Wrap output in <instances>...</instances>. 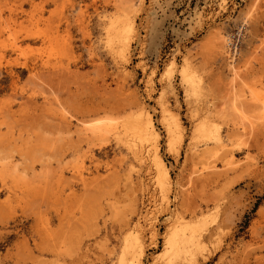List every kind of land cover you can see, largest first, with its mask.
I'll return each instance as SVG.
<instances>
[{
	"label": "rangeland",
	"instance_id": "rangeland-1",
	"mask_svg": "<svg viewBox=\"0 0 264 264\" xmlns=\"http://www.w3.org/2000/svg\"><path fill=\"white\" fill-rule=\"evenodd\" d=\"M116 8L135 25L125 63L104 46ZM0 14V45L22 47L0 46V163L15 165L0 166V264H118L136 233L152 264L179 222L198 246L175 264H264V0H0ZM139 108L157 134L148 146L125 131ZM206 123L217 141L199 136Z\"/></svg>",
	"mask_w": 264,
	"mask_h": 264
},
{
	"label": "bare ground",
	"instance_id": "bare-ground-1",
	"mask_svg": "<svg viewBox=\"0 0 264 264\" xmlns=\"http://www.w3.org/2000/svg\"><path fill=\"white\" fill-rule=\"evenodd\" d=\"M130 1H132V0H130ZM140 3L141 2H143V0H138ZM131 5V4H130ZM132 6V5H131ZM53 12H54V10H55V8L53 9H51ZM56 11V10H55ZM34 12V11H33ZM40 12V11H39ZM57 13V12H56ZM62 13H63V11H62ZM54 14H55V12H54ZM58 15H59V17L58 18H60V16H61V14L60 13H57ZM1 15V14H0ZM32 15V14H31ZM30 15V17L29 18H31L32 16ZM37 15V14H36ZM40 15V14H39ZM47 15H49V14H47ZM47 15L46 16H43V19L46 17L47 19H45L43 22H46V20H50V16H48V17H50V18H48L47 17ZM64 14H62V16H63ZM80 16H81V14H79ZM15 16H17V15H15ZM38 16V15H37ZM57 16V15H56ZM62 16H61V18H62ZM13 17V16H12ZM42 17V16H41ZM53 17V16H52ZM63 17H65V16H63ZM3 19L5 18V17H2ZM1 17H0V20L2 21L3 19H2ZM11 17H6V19L4 20V22L5 21H8V20H11L12 19V21H14L15 22V20H13V19H16V18H11ZM39 18V17H38ZM54 18V17H53ZM61 18H60V21H61ZM8 19V20H7ZM40 19V18H39ZM57 19V18H56ZM26 20V19H25ZM28 20V19H27ZM26 20V21H27ZM31 20V19H30ZM34 20V19H33ZM32 20V23H31V25L33 24V21ZM52 20V19H51ZM53 20H55V19H53ZM58 20V19H57ZM63 20H65V19H63ZM0 21V22H1ZM11 21V22H12ZM17 21V20H16ZM25 21V22H26ZM56 21V20H55ZM4 22H2V27H4L5 25L3 24ZM10 22V24L11 25H13L14 26V24L13 23H11ZM49 22V21H48ZM53 22V21H52ZM56 22H59V21H56ZM86 22V21H85ZM19 23V22H18ZM26 23H29V21L28 22H26ZM7 24H8V22H7ZM15 24H17V23H15ZM21 23H19V25H20ZM25 24V23H24ZM30 24V23H29ZM29 24H28V26H29ZM51 25V24H53V25H55L56 23H47V25ZM1 25V24H0ZM10 25V26H11ZM22 25V24H21ZM39 25V24H38ZM42 25V24H41ZM49 25V27H50V29H52L51 28V26ZM52 25V26H53ZM57 25V24H56ZM56 25H55V28H56ZM12 26V27H13ZM16 26V25H15ZM23 26V25H22ZM28 26H26V25H24V27H28ZM44 26H46V25H44ZM8 27V25L7 26H5L4 28H7ZM12 27H10V28H12ZM38 27V26H37ZM39 27H40V25H39ZM38 27V28H39ZM48 27V26H47ZM54 27V26H53ZM84 27V26H83ZM0 29H3V28H0ZM8 29L9 28H7V31H8ZM15 29V28H14ZM11 30L10 31V29H9V31L11 32V34H12V31L15 33L16 31H17V27H16V31L15 30ZM21 29V28H20ZM20 29H18L19 31H20ZM26 29V28H25ZM24 29V33H25V30ZM35 29V28H34ZM41 29V28H40ZM54 29V28H53ZM30 30V29H29ZM31 30H32V28H31ZM30 30V31H31ZM38 30V29H37ZM7 31H5V32H7ZM22 32H23V30H21ZM20 31V32H21ZM33 31V30H32ZM40 31V30H39ZM43 30L41 29V31L40 32H42ZM2 32V31H1ZM27 33L29 32V31H26ZM54 32H55V29H54ZM52 33V35H55V33ZM103 32H104V46L106 47V49H108L109 51H111L112 53V55H113V58L115 59H119V60H121V61H123V63H125L124 61H127L128 60V54H129V49H130V43H131V41L133 40V37L135 36V25H134V20H133V18L131 17V16H129L124 10H122V9H120V8H116V9H114L113 10V12L107 17V20L103 23ZM8 33V32H7ZM7 33H6V36L8 37L9 36V34L10 33H8V35H7ZM35 33H37V32H33L32 34H33V36L35 35ZM10 34V35H11ZM31 34V33H30ZM31 34V35H32ZM39 33H37L36 35H38ZM16 35H18V34H16ZM28 35H29V33H28ZM31 35H29V36H31ZM51 35V36H52ZM4 36V35H3ZM6 36H4V38L6 37ZM60 36V35H59ZM225 36V35H224ZM224 36H223V34H221L220 33V31H216L215 32V34L213 35V39H212V44H213V48H215V49H217L218 50V52L219 53H225V54H229L228 56H230L231 55V53H229V50H228V41H229V39L228 38H224ZM2 37V36H1ZM10 37V36H9ZM13 37V36H12ZM12 37H10V39L12 38ZM16 37V36H15ZM18 37H21V35H19ZM41 38H42V40L44 39V38H47L48 39V37L46 36V35H41L40 36ZM58 37V36H57ZM56 36H53V38H52V41L53 40H56V38H57ZM55 38V39H54ZM7 39H9V38H7ZM14 39V38H13ZM19 39V38H18ZM1 40L2 41H5V40H3V38H1ZM0 40V41H1ZM17 39H15V40H13V41H16ZM50 40V39H49ZM49 40H47L46 41V43L44 44V45H46L47 44V42L49 41ZM8 42L5 44V45H8V43H10V45H11V41L10 40H7ZM10 41V42H9ZM54 42V41H53ZM52 42V43H53ZM57 42H59V40L57 41L56 40V42H54V43H56L57 44ZM1 44H3V43H5V42H0ZM13 43V42H12ZM18 43V42H17ZM61 43H63V42H61ZM60 43V44H61ZM50 44V41L48 42V44L47 45H49ZM56 44H54V48H56V50H57V48H58V45H57V47H56ZM64 44H66L65 42H64ZM63 44V45H64ZM68 44V43H67ZM5 45H3L5 48H6V46ZM21 45V44H20ZM29 45V44H28ZM31 45V44H30ZM38 45V44H37ZM63 45L61 44V47L62 48H64L63 47ZM0 46H2V45H0ZM2 46V47H3ZM16 46V44H13V45H11L9 48H10V50H11V47H13V51L14 50H16V48H17V50H19L20 48H22V47H19V46H17V47H15ZM33 46H34V44H33ZM32 46V47H33ZM41 46H42V44H41ZM2 47H0V48H2ZM8 47V46H7ZM14 47H15V49H14ZM19 47V48H18ZM37 47V48H36ZM35 47V49L37 50L39 47L38 46H36ZM60 47V45H59V48H61ZM26 48H28V47H26ZM42 48H45L44 46L42 47ZM51 48L52 47H49V49L51 50ZM58 48V50H60ZM70 49V48H69ZM68 48H67V50H69ZM214 49V50H215ZM39 51H41L40 50V48L38 49ZM52 50H53V48H52ZM57 50V51H58ZM63 50V49H62ZM61 50V51H62ZM65 50H66V48H65ZM67 50L65 51V52H67ZM11 52V51H10ZM31 52H33V51H31ZM42 52V51H41ZM16 53V52H15ZM19 53V52H18ZM34 54L36 53V52H33ZM52 53H54V51H52ZM33 54V55H34ZM37 54V53H36ZM55 54V53H54ZM30 55H31V53H30ZM40 55V54H39ZM43 55V54H42ZM41 55V56H42ZM111 55V56H112ZM35 56V58L37 57V55H34ZM220 56H222L221 54H220ZM227 56V57H228ZM27 57V56H26ZM223 57V56H222ZM231 57V59H232V56H230ZM229 57V58H230ZM234 57V56H233ZM28 58V57H27ZM34 58V57H33ZM32 58V59H33ZM43 58V57H42ZM224 58V57H223ZM229 60L228 58H227V60H229L228 61V66H230V67H233V65H232V63H234V59L233 60ZM25 60H27V59H25ZM224 60V59H223ZM226 60V59H225ZM225 60H224V62H225ZM31 61H34V59L33 60H31ZM30 61V62H31ZM41 63V62H40ZM226 63V62H225ZM42 64H44V61H43V63ZM125 65V64H124ZM122 67V66H121ZM229 67V68H230ZM122 69V68H121ZM120 69V70H121ZM124 71V70H123ZM125 72V71H124ZM42 99H44V98H42ZM210 101V100H209ZM207 102V101H206ZM141 104V103H140ZM142 106L141 107H143L144 105L143 104H141ZM9 106V105H8ZM211 106H213L212 105V103H210L209 105H205V108H203L204 109V115H205V117L206 116H208V114L211 112ZM204 107V106H203ZM7 109H8V107H7ZM140 109V108H139ZM264 110V109H263ZM9 111V110H8ZM261 112L259 113V115H261V113H262V110H260ZM60 112H62V111H60ZM58 113V116H59V114L61 115V113ZM139 113H140V117H138L137 118V120L135 121H133V122H129V123H131V124H129V126L127 127H125V131L127 132V134L128 135H130V137L132 138L133 137V140L135 139V141H136V139H138L139 141H136V142H143L142 144H147V146H148V142H151V141H154V140H156V138H157V134H156V131H155V129H154V126H153V123H152V119H151V115L147 112V111H145V109H140V111H139ZM63 114V113H62ZM65 114V113H64ZM263 114V113H262ZM258 115V116H259ZM263 116H264V114H263ZM62 119H65L66 120V117L65 116H63L62 115ZM262 117V116H261ZM258 118H260V116L258 117ZM67 119H69V118H67ZM261 121V120H260ZM67 123H68V121H66ZM0 123H2V122H0ZM106 123V122H105ZM69 124V123H68ZM67 124V125H68ZM99 124V123H98ZM108 124V123H107ZM112 124V123H111ZM5 125V124H4ZM99 125H101V126H99V128L100 127H102V124H99ZM112 125H114V124H112ZM122 125V124H121ZM69 126V125H68ZM71 126V125H70ZM77 126V125H76ZM95 126H97L96 124H95ZM107 126V125H106ZM6 127H8V126H6ZM73 127V126H72ZM98 127V126H97ZM92 128L93 127H91V130H92ZM105 128V127H104ZM109 128H114V126L113 127H109ZM7 129H10V128H7ZM86 129V128H85ZM93 129H96V130H94L95 132H97V128H93ZM243 129V128H242ZM87 130H88V128H87ZM90 130V131H91ZM102 130V129H101ZM103 130H105V129H103ZM103 130H102V133H103ZM116 130V129H115ZM6 132H7V130H5ZM9 131V130H8ZM86 131V130H85ZM3 132V131H2ZM1 132V133H2ZM11 132H13L12 130H11ZM121 132V131H120ZM119 132V133H120ZM4 133V132H3ZM8 133V132H7ZM89 133H91V132H89ZM6 134V133H5ZM5 134H2V135H5ZM12 134V133H11ZM92 134H94V132L92 133ZM99 134V133H98ZM104 134V133H103ZM108 134V133H107ZM112 134V133H111ZM198 134H199V136H201V137H203L204 139L206 138V139H213V140H215V141H217L218 139H219V137L216 135V133H214V132H212V129H211V124L210 123H206V124H204V125H202V126H200L199 127V129H198ZM7 135V134H6ZM5 135V136H6ZM96 135V134H95ZM128 135H125V137H126V139H127V137H128ZM107 136V135H106ZM123 136V135H122ZM1 137H3V136H1ZM88 137V136H87ZM125 137L123 138V140H125ZM3 138H5V137H3ZM95 138H96V136H95ZM103 138V137H102ZM119 138V137H118ZM130 138V139H131ZM6 139V138H5ZM130 139H128V141H129V143L130 142H132ZM100 140H102V139H100ZM120 140H121V138H120ZM128 141H126V142H128ZM135 142V143H136ZM122 144H124V143H122ZM128 144V143H127ZM137 144H139V143H137ZM145 144V145H146ZM131 145L132 146H134L133 148H131L134 152H132L133 153V158H135L136 156L137 157H139V158H141V157H144L145 158V156L144 155H147V154H144L143 153V156H139V154H138V150H142L143 148H141L140 146V148L141 149H138L137 148V146L135 145V144H131L130 143V145H126V148L127 147H131ZM141 145V144H140ZM145 145H143V146H145ZM218 145H220V143H218ZM135 146H136V148L138 149H136L135 148ZM146 146V149L148 148ZM145 148V147H144ZM150 149H151V147H149ZM148 148V149H149ZM127 150H130V148H128ZM143 151H145V152H147V150H143ZM149 152V151H148ZM142 154V153H141ZM154 155V154H153ZM153 155H151V156H153ZM245 156V155H244ZM136 157V158H137ZM132 158V159H133ZM139 158H138V163L140 162V160H139ZM143 158V159H144ZM246 158V157H245ZM246 159H248V158H246ZM136 160V159H135ZM146 160V158L144 159V161ZM245 160V159H244ZM118 161H120L119 159H118ZM242 161V160H241ZM13 162V161H12ZM237 162H240L239 160H235L234 159V157H233V164H235V163H237ZM7 165H14L13 163L12 164H10L9 163V160L8 161H6L5 162ZM5 163H0L1 165V167H2V165H5ZM251 164V163H250ZM6 165V167H11V166H7ZM153 165H154V168H156V176H157V182H158V184H159V186L161 187V186H167L168 184H169V176H168V172H167V169H166V167H165V165H164V162L159 158V157H157L156 155H154V163H153ZM15 166V165H14ZM14 166H13V169H14ZM235 166V165H234ZM252 166V165H251ZM4 167V166H3ZM5 167V168H6ZM133 167V166H132ZM249 167V166H248ZM16 168V167H15ZM134 168V167H133ZM3 169V174H5V172L7 171V168L6 169H4V168H2ZM12 170V168H9V170L6 172V174H8V172L9 171H11ZM4 170H6V171H4ZM23 169H21V171H22ZM33 170V169H32ZM132 170V169H131ZM1 171V170H0ZM14 171H15V169H14ZM17 172V171H16ZM23 172V171H22ZM24 172H25V169H24ZM23 172V176H24V174L26 173H24ZM32 171H29V173L30 174H33V172L31 173ZM14 173V172H13ZM5 174V175H6ZM10 175H6L7 177H12V175H11V173H9ZM16 174V173H15ZM2 174H0V176H1ZM19 175V174H18ZM29 175V174H28ZM30 176V175H29ZM33 175H31V177H32ZM3 177L5 178V176H3L2 175V179H3ZM14 177H16V179L19 177H17V174H16V176H14ZM25 178V177H24ZM26 179V178H25ZM28 179L29 178H27L26 180L28 181ZM128 179V178H127ZM5 180V179H4ZM4 180H2V181H4ZM18 180H22V183L21 184H23L24 185V183H23V179H19L18 178ZM82 180V179H81ZM129 181V180H128ZM17 182V181H16ZM3 184H4V182H2ZM85 183H87V182H85ZM84 183V184H85ZM147 183H148V181H147ZM26 184V183H25ZM83 184V183H82ZM128 184V183H127ZM149 184V183H148ZM130 185V184H129ZM25 186H27V185H25ZM149 186H150V184H149ZM6 187V186H5ZM28 187H29V185H28ZM28 187H27V189H28ZM20 188V187H19ZM25 188V187H24ZM149 188H151L152 189V187H149ZM20 190V189H19ZM22 192V191H21ZM152 192V191H151ZM58 200V199H57ZM80 213V212H79ZM194 229H195V227H194V225L193 224H189V223H186V222H179L177 225H173L170 229H166L164 232H163V235H162V245H161V251H160V253H156V254H160L158 257L157 256H155V258H152L153 259V263L155 264L157 261H159V260H161V262L162 263H164V264H175L176 262H177V260L178 259H180L181 258V255H182V253L183 252H185V250H186V248L185 247H187V246H189V245H191V243L192 244H194L195 245V248L198 246L197 245V243H196V241H193V240H197L196 239V233L194 232ZM151 230L152 229H150L149 230V232H151ZM153 233V232H152ZM151 235V234H150ZM133 243H129V244H125L124 242L121 244V246L119 247V250H118V253L116 254L117 255V263L118 264H125V262L127 261V259L129 258L130 259V262L131 263H133V264H141L142 263V257H143V253H144V251H143V248L140 246V244H141V238H139V235H138V233H136V236L135 235H133ZM188 242H190L189 244H188ZM188 244V245H187ZM110 253V252H109ZM109 253H108V255H109ZM154 256V255H153ZM152 256V257H153ZM164 261V262H163ZM152 263V264H153ZM159 264H160V261H159Z\"/></svg>",
	"mask_w": 264,
	"mask_h": 264
}]
</instances>
